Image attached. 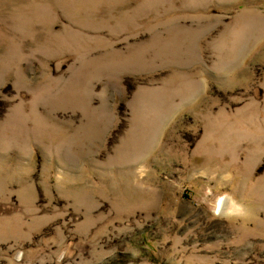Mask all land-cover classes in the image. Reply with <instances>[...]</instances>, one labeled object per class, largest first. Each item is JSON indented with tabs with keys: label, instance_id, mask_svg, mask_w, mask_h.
I'll return each mask as SVG.
<instances>
[{
	"label": "rangeland",
	"instance_id": "rangeland-1",
	"mask_svg": "<svg viewBox=\"0 0 264 264\" xmlns=\"http://www.w3.org/2000/svg\"><path fill=\"white\" fill-rule=\"evenodd\" d=\"M0 264H264V0H0Z\"/></svg>",
	"mask_w": 264,
	"mask_h": 264
}]
</instances>
